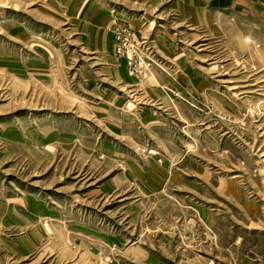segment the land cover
Listing matches in <instances>:
<instances>
[{
  "label": "rangeland",
  "instance_id": "rangeland-1",
  "mask_svg": "<svg viewBox=\"0 0 264 264\" xmlns=\"http://www.w3.org/2000/svg\"><path fill=\"white\" fill-rule=\"evenodd\" d=\"M263 153L264 0H0V264H264Z\"/></svg>",
  "mask_w": 264,
  "mask_h": 264
},
{
  "label": "built area",
  "instance_id": "built-area-1",
  "mask_svg": "<svg viewBox=\"0 0 264 264\" xmlns=\"http://www.w3.org/2000/svg\"><path fill=\"white\" fill-rule=\"evenodd\" d=\"M114 35H116L117 39L120 38L119 41H122L120 45L119 44L114 45L115 54L121 55L125 59L128 69H130L132 73H136L138 67L139 69L141 68L140 67L141 63L136 61L138 60V56H136V54H134L133 51L131 50V45L127 44L125 30L116 27L114 30Z\"/></svg>",
  "mask_w": 264,
  "mask_h": 264
},
{
  "label": "bare ground",
  "instance_id": "bare-ground-1",
  "mask_svg": "<svg viewBox=\"0 0 264 264\" xmlns=\"http://www.w3.org/2000/svg\"><path fill=\"white\" fill-rule=\"evenodd\" d=\"M264 154V153H263ZM261 157V156H260Z\"/></svg>",
  "mask_w": 264,
  "mask_h": 264
}]
</instances>
